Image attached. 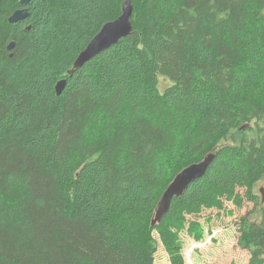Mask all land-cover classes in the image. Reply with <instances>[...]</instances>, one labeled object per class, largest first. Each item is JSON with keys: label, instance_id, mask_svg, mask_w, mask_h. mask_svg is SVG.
Here are the masks:
<instances>
[{"label": "trees", "instance_id": "trees-1", "mask_svg": "<svg viewBox=\"0 0 264 264\" xmlns=\"http://www.w3.org/2000/svg\"><path fill=\"white\" fill-rule=\"evenodd\" d=\"M123 2L0 0V264H154V230L184 264L178 232L225 201L254 203L238 243L264 264V0H132V33L70 75Z\"/></svg>", "mask_w": 264, "mask_h": 264}, {"label": "rangeland", "instance_id": "rangeland-1", "mask_svg": "<svg viewBox=\"0 0 264 264\" xmlns=\"http://www.w3.org/2000/svg\"><path fill=\"white\" fill-rule=\"evenodd\" d=\"M168 81L162 80V88L168 85ZM258 158V162L261 161ZM264 172V167L257 169L256 174ZM264 187V180L259 182V189ZM263 195V194H262ZM255 209L252 202H246L242 207H237L232 201H225L222 208H209L197 217L198 225L193 231L186 227L178 232V245L180 254L184 258V264H248L250 252L239 245L240 221L249 211ZM195 228V229H194ZM261 248L260 254L264 257V227L256 231ZM165 232L162 236L159 230L152 232V237L157 240L158 247L155 253L154 264H172V254L165 242L169 237Z\"/></svg>", "mask_w": 264, "mask_h": 264}, {"label": "water", "instance_id": "water-1", "mask_svg": "<svg viewBox=\"0 0 264 264\" xmlns=\"http://www.w3.org/2000/svg\"><path fill=\"white\" fill-rule=\"evenodd\" d=\"M31 1L32 0H20V4L26 6ZM133 11L134 6L132 0H124L122 3L121 14L115 20L109 21L102 26L100 31L88 43L86 48L80 52L74 61L73 68L69 71V74L71 75L86 62L117 44L122 38L128 37L133 30V24L131 20ZM28 16L29 12L27 8L18 9L14 11L9 17V21L17 22L27 18ZM13 46L14 42L9 45V48H12ZM66 84V79H61L58 81L55 87L57 95H61L63 93ZM214 159L215 153H211L207 155L202 161L185 167L174 177L159 200L154 218L152 219L153 227L160 223L163 217L168 213L173 198L182 196L191 183L203 177ZM261 192L264 199L263 188L261 189Z\"/></svg>", "mask_w": 264, "mask_h": 264}]
</instances>
